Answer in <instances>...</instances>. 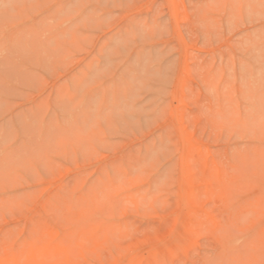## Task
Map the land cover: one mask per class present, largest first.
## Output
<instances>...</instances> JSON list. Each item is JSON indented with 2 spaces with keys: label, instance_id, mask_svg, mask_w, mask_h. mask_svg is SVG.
Here are the masks:
<instances>
[{
  "label": "rangeland",
  "instance_id": "1",
  "mask_svg": "<svg viewBox=\"0 0 264 264\" xmlns=\"http://www.w3.org/2000/svg\"><path fill=\"white\" fill-rule=\"evenodd\" d=\"M18 263L264 264V0H0Z\"/></svg>",
  "mask_w": 264,
  "mask_h": 264
},
{
  "label": "bare ground",
  "instance_id": "2",
  "mask_svg": "<svg viewBox=\"0 0 264 264\" xmlns=\"http://www.w3.org/2000/svg\"><path fill=\"white\" fill-rule=\"evenodd\" d=\"M15 246V245H14ZM22 246V245H21ZM10 262V261H9ZM19 264V263H18Z\"/></svg>",
  "mask_w": 264,
  "mask_h": 264
}]
</instances>
